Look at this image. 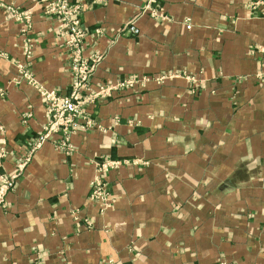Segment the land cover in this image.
Returning <instances> with one entry per match:
<instances>
[{"label": "crops", "instance_id": "1", "mask_svg": "<svg viewBox=\"0 0 264 264\" xmlns=\"http://www.w3.org/2000/svg\"><path fill=\"white\" fill-rule=\"evenodd\" d=\"M87 3L94 125L52 130L19 171L49 124L42 91L69 93L73 73L40 0H0V180L20 172L0 264H264V18L245 0H157L156 15ZM11 8L31 11L29 29ZM100 174L109 196L95 202Z\"/></svg>", "mask_w": 264, "mask_h": 264}, {"label": "built area", "instance_id": "2", "mask_svg": "<svg viewBox=\"0 0 264 264\" xmlns=\"http://www.w3.org/2000/svg\"><path fill=\"white\" fill-rule=\"evenodd\" d=\"M104 0H93L98 3ZM43 4V13L48 16H54L59 20L64 28L65 45L71 62V71L73 73V82L71 90L67 94H60L56 91H42V95L47 103V115L49 124L44 127V131L40 133L37 143L32 151L24 156V161L19 165L21 171L28 163L31 162L35 150L48 139V135L52 130L62 128L66 134L73 131H79L85 127L94 125L93 120L86 115L84 103L92 101L91 96L84 97V94L90 89V80L92 74L101 60L102 56L95 53L91 58L84 55V46L86 31L82 27V13L89 6L87 0H40ZM143 12H149L156 15V10L153 8L157 0H142ZM246 8L256 17L264 18V0H245ZM15 17L26 22V29L32 25V14L30 10H16L11 8ZM190 28V25H188ZM100 32L99 29L96 30ZM125 32L131 34H139V29L132 22L124 28ZM26 59L20 68L22 76L34 83L32 75L29 71V65L32 58V48L30 44L25 46ZM135 79H128L122 84V87L133 86ZM101 92L108 94L109 87H101ZM80 118L86 119L85 126L77 120ZM121 162L114 161L110 165H101V170L106 171L108 166H117ZM18 172L15 175L4 177L0 180V206L5 205L7 193L15 187V180L18 177ZM109 196L106 188V183L102 174L95 178L91 183L90 199L92 201H104Z\"/></svg>", "mask_w": 264, "mask_h": 264}]
</instances>
